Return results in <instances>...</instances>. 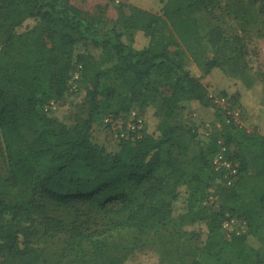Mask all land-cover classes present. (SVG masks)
I'll return each mask as SVG.
<instances>
[{"label":"trees","instance_id":"trees-1","mask_svg":"<svg viewBox=\"0 0 264 264\" xmlns=\"http://www.w3.org/2000/svg\"><path fill=\"white\" fill-rule=\"evenodd\" d=\"M240 1L233 18L248 30L264 15V0ZM159 18L135 8L126 18L127 27L131 32L142 27L151 36ZM104 21L71 0H0V264H54L44 261L43 253L30 243L36 233L60 241L62 253L71 256L67 264H125L140 239L128 243L119 239L121 233L142 235L169 219L180 183L191 182L181 166L184 154L168 148L175 144L180 151L187 149L188 142L177 137L176 125L181 124L179 107L191 100L213 106L223 126L186 160L198 166L195 176L205 169L209 175L200 210L190 218L192 223L202 220L207 229L203 259L211 257L213 264L262 263V251L249 246L247 236L264 231V134L246 131L214 104L201 80L171 55L164 40L153 39L138 48L123 28ZM215 29L210 38L215 53L206 60V71L218 65L220 46L231 44L242 53L240 38L227 36L219 26ZM82 41L107 52L118 72L138 88L155 71L174 76L170 94L160 99L158 134L124 140L116 153L92 141L90 125L102 111L99 71L88 90L85 118L71 127H57L39 111V106L64 98L76 64L82 65L78 81H83L84 56H72L73 46ZM218 94L242 110L236 96ZM129 107L118 104L113 111ZM219 139L226 143L227 155L239 162L237 179L230 186L219 180L211 164ZM192 187L190 195L195 196L197 189ZM211 195L216 200L206 202ZM227 217L245 220L246 231L227 235L222 230ZM187 264L206 263L193 259Z\"/></svg>","mask_w":264,"mask_h":264},{"label":"rangeland","instance_id":"rangeland-1","mask_svg":"<svg viewBox=\"0 0 264 264\" xmlns=\"http://www.w3.org/2000/svg\"><path fill=\"white\" fill-rule=\"evenodd\" d=\"M105 2V3H104ZM88 6L87 10L103 17L105 24L123 28L129 41L135 47L147 45L153 39H162L168 45L171 55L182 60L197 76L208 93L226 92L236 96L242 105L241 124L246 131L255 130L264 134V15L256 24L244 25L233 18V10L240 6V0H207L203 4H190L189 0H109ZM166 6V7H165ZM165 7V9H164ZM152 13L161 18L153 23L152 35L145 33L142 27L131 32L126 18L134 9ZM31 24L32 21H29ZM219 26L231 38H240L242 53L232 49L231 44L220 46L218 65L205 70L206 60L215 53L216 45L210 38ZM84 56L85 76L81 84L76 82V89H69L59 101H49L39 106V111L51 118L54 124L71 127L87 116L88 90L92 87L95 75L100 72L102 81L99 95V110L90 125L92 141L102 146L107 152L116 153L120 149L119 140L108 128V116L117 120L128 119L132 109L143 118L139 137L144 134H158L160 117V99L169 95L174 76L166 72L155 71L144 86L138 88L130 78L121 75L115 59H110L101 47L82 41L72 48V56ZM75 90V91H74ZM130 104L125 110L113 111L115 105ZM181 124H177V137L181 142H188L186 151H180L179 145L168 146L169 150L184 154L181 166L191 182L183 181L178 187V196L173 202L171 217L158 223L142 235L125 230L119 239L128 243L138 240V244L129 254L125 264H187L193 259L213 264L211 257L203 259L202 245L206 242L207 229L202 222L192 223V215L200 210L199 198L204 193L209 179L207 169L198 172V166L187 162L200 148L211 140L214 130H221L222 125L215 115L213 106L202 105L197 100L184 102L179 107ZM129 116V117H128ZM118 124V123H117ZM126 125H123L125 129ZM234 149V148H233ZM186 156V157H185ZM197 189L196 195H190V189ZM247 199V198H245ZM233 202L228 205L233 206ZM184 216V217H183ZM191 222V223H190ZM264 231L250 233L247 243L262 251L264 264ZM32 246L43 253L44 261L54 264H67L71 256L64 255L60 241L45 239L40 233L29 238ZM198 245V246H197ZM199 245H201L199 247ZM226 262L230 257L223 258ZM75 263L77 259L75 258Z\"/></svg>","mask_w":264,"mask_h":264},{"label":"built area","instance_id":"built-area-1","mask_svg":"<svg viewBox=\"0 0 264 264\" xmlns=\"http://www.w3.org/2000/svg\"><path fill=\"white\" fill-rule=\"evenodd\" d=\"M81 64H76L70 79V88L76 89V82L81 76ZM210 98L213 103L220 106L226 111L229 116L236 123L241 124L242 110L238 106H234L230 103L229 99L220 94L210 93ZM128 119L117 120L113 115L108 116L109 129L119 140H134L139 137V130L143 126V118L140 116L138 111L132 109ZM118 123V124H117ZM123 125H126L125 129ZM219 148L212 157V167L219 174V180L225 185H232L238 176L239 162L227 155V145L223 139L218 140ZM213 191V190H212ZM216 200V196L211 195L208 197L206 202L213 203ZM247 229V223L245 220L237 217H227L222 222V230L227 234L232 233L240 234L245 232Z\"/></svg>","mask_w":264,"mask_h":264},{"label":"crops","instance_id":"crops-1","mask_svg":"<svg viewBox=\"0 0 264 264\" xmlns=\"http://www.w3.org/2000/svg\"><path fill=\"white\" fill-rule=\"evenodd\" d=\"M104 1H109V0H71L74 4L87 9L88 6L90 5H95L97 3H102ZM105 3V2H104Z\"/></svg>","mask_w":264,"mask_h":264}]
</instances>
